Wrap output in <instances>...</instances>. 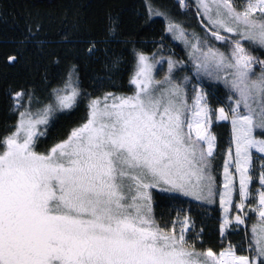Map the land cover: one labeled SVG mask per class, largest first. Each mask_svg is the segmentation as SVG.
<instances>
[{"label":"snow or ice","instance_id":"obj_1","mask_svg":"<svg viewBox=\"0 0 264 264\" xmlns=\"http://www.w3.org/2000/svg\"><path fill=\"white\" fill-rule=\"evenodd\" d=\"M178 4L194 9L203 34L144 0L140 30L125 33L109 15L102 32L79 37L83 47L59 83L45 66L39 80L3 88L0 264H264V0ZM157 17L163 32L149 52L141 32ZM41 27L25 22L8 64L29 42L43 50ZM168 36L184 45L187 60L162 55ZM114 44L127 53V84L124 55L110 54ZM101 57L105 76H95L90 89L80 62ZM218 85L226 104L210 90ZM81 108L68 130L50 135L58 114ZM214 120L231 125L219 173ZM154 190L178 205L181 198L201 207L218 200V250L206 244L204 221L190 209L158 218ZM253 216L258 224L249 235ZM241 225L246 247L224 244Z\"/></svg>","mask_w":264,"mask_h":264},{"label":"trees","instance_id":"obj_2","mask_svg":"<svg viewBox=\"0 0 264 264\" xmlns=\"http://www.w3.org/2000/svg\"><path fill=\"white\" fill-rule=\"evenodd\" d=\"M154 5L169 11L177 21L187 26L189 32H201L194 9L192 11L187 9L182 11L178 0H154ZM145 12L144 0H0V125L3 124L6 117L7 104L3 95V88L7 84L28 83L33 78L39 80L45 66L50 68L54 83H59L64 69L69 63L77 59L76 51L83 47L79 37L84 35L95 36L102 32L109 15L119 19L123 32H136L142 28ZM154 19L157 22L152 29L141 32V35L149 41L147 44L149 52L152 51L151 40L153 36L158 39L164 27L161 18ZM28 21H38L41 24L38 39L44 41L43 45L40 46L43 50H38L36 45L29 42L21 51L19 61L10 65L6 62L7 56L17 52L16 40L24 30L25 22ZM66 33H72L71 41L62 39ZM201 34L203 33L201 32ZM171 40L172 37L168 36L164 41L165 49L162 54L171 55L174 53L175 57L178 55L186 60L181 46L178 44L172 45ZM167 46L173 51H168ZM110 54L124 55L125 63L121 65V74L122 82L127 84L130 65L127 63L128 58L124 45H112ZM55 59H60L61 63L59 65L55 64L53 62ZM103 59L101 57L99 61L91 63L80 62L81 75L84 77V83L90 89L95 76H105ZM106 90L116 91L117 89ZM82 115V108L69 115L58 114V119L54 121V127L51 129L50 135H62ZM220 128L221 130L219 127L214 128L219 144L228 132V127L221 126ZM222 129L225 132L224 135L220 133ZM201 220L204 221L206 243L218 250L219 247L212 244L216 242L218 237L214 226L212 229L211 222L206 219ZM253 225L254 223L252 225L248 223V228ZM210 230L212 232L209 238L206 235ZM243 235L244 232L242 231L238 234L229 233L227 240L244 247L241 244L244 238Z\"/></svg>","mask_w":264,"mask_h":264},{"label":"rangeland","instance_id":"obj_3","mask_svg":"<svg viewBox=\"0 0 264 264\" xmlns=\"http://www.w3.org/2000/svg\"><path fill=\"white\" fill-rule=\"evenodd\" d=\"M172 45H180L182 50H183V54L187 60V56L185 54V49H184V45L176 40H171ZM167 50L168 51H173L170 47L167 46ZM164 56H168L166 53L162 54ZM177 59H182L181 56L175 57ZM164 70L167 69V64L165 63L163 65ZM163 75V72H159L157 74V78H160ZM205 87H208V84H205ZM211 91H214L216 94V97L219 98L223 103H227L226 98L224 96V89L222 85H218L213 89H210ZM220 104L215 102V98L213 99V107H219ZM214 119V118H213ZM221 126H225L228 127V132L227 135L225 136V138L223 139V141L219 144L218 143V148H217V153H218V163L221 165L220 168L217 169L218 173L222 172V163H223V153L226 152L227 147H228V143L230 141V136H231V125L229 122H224V121H215L213 122L212 128L214 131L215 127H219V129L221 130ZM227 131V130H226ZM215 133V132H214ZM221 135L225 134V132L220 131ZM216 134V133H215ZM154 193H158L155 196V212L157 217L159 218L161 215L164 216L165 219L168 218L169 213H171L173 216L176 214V208L182 206L185 211H188L190 209L191 214L194 218L197 219L198 223L201 219H206L208 222L212 223V229L214 226V230L216 232V234L218 235L217 240L215 243H212L215 247H219L220 243H221V238L219 236V232H218V217H219V203L217 200V203L214 205H204V206H199L198 202L194 201V200H190L188 198H181L184 200L183 205H178L173 203V201L171 200V198L169 197V194L167 193H159V190H154ZM163 203V204H162ZM165 208V210H163ZM248 223H250L251 225L254 223H258L257 219L255 216H253L251 219L248 220ZM244 225H241L239 230L236 229H229V233H233V234H238L240 231L244 232ZM252 228V227H251ZM251 228H248L249 231V235L251 234ZM211 232L212 230L209 231V233L206 235L209 238L211 237ZM244 236V235H243ZM228 235L227 237L224 239V244L228 243ZM210 243V242H209ZM207 245H210L208 243H206ZM213 247V246H212ZM244 247H246V245H244Z\"/></svg>","mask_w":264,"mask_h":264}]
</instances>
